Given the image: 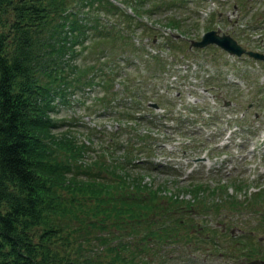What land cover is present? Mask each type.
<instances>
[{
  "label": "trees",
  "instance_id": "1",
  "mask_svg": "<svg viewBox=\"0 0 264 264\" xmlns=\"http://www.w3.org/2000/svg\"><path fill=\"white\" fill-rule=\"evenodd\" d=\"M101 1H107L109 10L124 11V0H0V264H155L165 258L167 243L194 240L201 245L215 230L199 225L194 208L199 201L208 208L206 199H213L222 183L191 180L186 188L198 199L192 200L178 189H167L163 178H144L153 168L169 171L170 162L141 155L156 147L146 126L132 130L136 140L127 136L125 141L117 140L116 128L100 142L98 152L69 127L58 130L66 122L54 114L61 105H71L78 89L91 90L96 75L94 59L80 66L75 58L81 53L94 58L101 39L117 47L105 59L115 61L119 52L133 54L137 49L129 26H118L117 20L110 26L97 24L98 19L85 24L83 6ZM133 3L130 7L140 15L134 8L140 0ZM135 14L127 13L133 19ZM168 21L179 27L178 18ZM101 75L99 97L115 106L134 107L136 112L145 106L143 101L152 100L139 96L138 79L116 81L112 70ZM177 95L160 96L171 110ZM185 106L208 125L218 119L237 124V131L255 129L248 128L255 118L247 113L224 116L222 108L207 102ZM138 115L127 126L140 120L151 126L146 114ZM259 155L264 160V148ZM231 184L235 189L243 185ZM255 186L246 202L261 207L264 222V200L257 198L264 195V184ZM221 198L216 197L215 206ZM201 221L208 223L206 218ZM243 236L234 243L240 252L253 253L251 239Z\"/></svg>",
  "mask_w": 264,
  "mask_h": 264
},
{
  "label": "rangeland",
  "instance_id": "2",
  "mask_svg": "<svg viewBox=\"0 0 264 264\" xmlns=\"http://www.w3.org/2000/svg\"><path fill=\"white\" fill-rule=\"evenodd\" d=\"M124 1V11L107 9V1H101L94 7L83 6L86 25L98 19L97 24L103 26H110L112 20H117L118 26H129L128 33L136 42L137 49L133 54L119 52L115 61L105 59V55L117 50V47L101 39L95 47L94 58H87L86 53L75 58L74 62L80 66L81 62L94 59L96 75L91 90L80 92L78 89L71 105H61L54 114L66 122L58 130L69 127L78 139L90 140L98 152L100 142L116 128H120L117 140L125 141L127 136L136 140L132 130L138 125L146 126L155 137L156 147L151 153L141 155H148L154 162H170L166 164L169 171L153 168L143 174L144 178L149 179L150 175L155 180L163 178L167 189H178L185 198L192 200L198 199L186 188L187 184L192 185L191 180H219L222 183V188L213 193L215 197L206 199L208 208H202L201 203L194 208L198 211L196 213L207 216L206 225L212 226L214 232L202 240L201 245L194 240L188 244L167 243L165 258L155 260V264H240L247 259L244 256L247 254L244 252L245 258H241L239 253L243 252L234 242L242 234L245 235L241 238L251 239L254 245L250 256H259L257 251H264L261 207L256 209L258 205L246 202L248 194L245 189L264 184V160L256 151L264 143V61L229 54L214 44L203 48L189 47V38L199 37L209 27H218L230 32L246 48L264 52V0H140L138 5H134L141 12L136 19L127 15L132 13L129 6L134 4L133 0ZM173 17L178 18L179 27H169L168 20ZM175 33L180 35L176 37ZM123 45L126 50L129 49V43L124 42ZM161 59L165 70L160 66ZM109 70H112L116 81L124 78L130 83L138 79L140 83L136 85V90L139 96L146 94L152 99L158 98L162 105L151 111V107L143 101L144 108L134 112V107L125 110V107L115 106L112 101L99 97L103 91L98 82L101 74ZM162 94L171 98L178 94L173 109L165 104L160 96ZM120 98L125 103L124 97ZM225 100L228 104L224 103ZM203 101L219 110L222 108L224 116H229L231 111L239 114L245 109L251 112L247 117L252 118L256 111L260 115L252 124L257 128L253 134L240 130L233 135L232 126L223 124L226 128L221 135L218 119L200 127L202 120L193 115L198 113L188 115L185 104ZM142 113L151 119V126L148 127L146 120L127 126V120L132 122ZM236 140L243 143V150L238 148L239 141ZM215 143L229 150L209 148ZM91 153L94 155L93 151ZM223 157L224 160H221ZM233 181L240 185L243 183L238 188L240 190L235 191L231 184ZM231 194H235L242 203L236 197L231 200ZM262 196L257 198L264 200ZM216 197H222L217 206L213 202ZM260 219L262 222H259ZM212 236L216 241L213 244Z\"/></svg>",
  "mask_w": 264,
  "mask_h": 264
},
{
  "label": "water",
  "instance_id": "3",
  "mask_svg": "<svg viewBox=\"0 0 264 264\" xmlns=\"http://www.w3.org/2000/svg\"><path fill=\"white\" fill-rule=\"evenodd\" d=\"M209 42H214L226 49L230 53L240 55L242 52L254 58L264 59V54L255 50L246 49L240 45L232 36L225 33H218L215 29H208L202 32L199 39L192 40V44L203 46ZM153 105L156 106L154 103ZM245 264H264V259L252 258L246 261Z\"/></svg>",
  "mask_w": 264,
  "mask_h": 264
}]
</instances>
